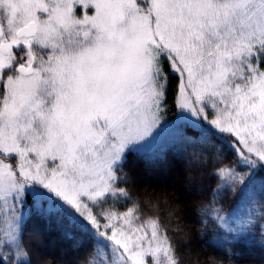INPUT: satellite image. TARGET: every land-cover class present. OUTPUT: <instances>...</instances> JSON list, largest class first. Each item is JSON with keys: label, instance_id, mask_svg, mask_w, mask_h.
<instances>
[{"label": "snow or ice", "instance_id": "1", "mask_svg": "<svg viewBox=\"0 0 264 264\" xmlns=\"http://www.w3.org/2000/svg\"><path fill=\"white\" fill-rule=\"evenodd\" d=\"M0 18V264H34L20 224L29 196L44 217L82 220L120 253L77 240L81 264H158L169 253L158 221L97 208L128 195L125 154L170 107L186 167L185 147L209 139L202 122L232 149L228 160L216 143V184L192 207L224 221L221 190L239 194L264 163V0H0ZM250 223L230 230L239 237Z\"/></svg>", "mask_w": 264, "mask_h": 264}, {"label": "trees", "instance_id": "2", "mask_svg": "<svg viewBox=\"0 0 264 264\" xmlns=\"http://www.w3.org/2000/svg\"><path fill=\"white\" fill-rule=\"evenodd\" d=\"M175 115L176 110L170 107L165 120H171ZM202 128L209 136L207 144L196 148L191 145L185 147L187 159L194 161L191 167L184 165L174 137L164 145L127 151L123 167L131 179L119 187L125 188L128 195L122 196L119 192L115 196L109 194L100 203L97 212L127 211L131 208L134 216L139 218L137 225L149 220L158 221L159 234L168 238L166 245L172 264H209L212 259L217 264H264V245L257 243L261 237L260 220L249 229L251 236L245 239L222 237L221 234L230 233L222 230L221 221L214 216L202 217L192 209L200 199L210 198L216 184L215 174L207 175L216 143L221 145L226 159L233 158L232 149L220 133L212 127ZM184 130L189 135L194 134L191 128ZM201 148L203 152L194 156L193 152ZM206 158L208 168H202L195 162H203ZM252 170L239 194L231 196L226 189L221 190L222 200L219 203L224 207L223 216L242 206L247 195L254 196L257 205L264 203V167L258 166L251 173ZM189 173L191 181L187 180ZM188 184L199 187L190 190L186 186ZM20 224L24 244L32 252L34 264H81L77 255L83 252V248L75 247L77 240L89 247L95 245L106 257L114 258L109 242L84 221L69 223L62 217H44L32 206L30 196L23 206ZM69 232L73 239H69ZM229 252L233 254L231 257Z\"/></svg>", "mask_w": 264, "mask_h": 264}, {"label": "rangeland", "instance_id": "3", "mask_svg": "<svg viewBox=\"0 0 264 264\" xmlns=\"http://www.w3.org/2000/svg\"><path fill=\"white\" fill-rule=\"evenodd\" d=\"M0 23H3L4 26L6 27V20H4L3 18H0ZM178 123H179V121H174V119L165 120V122L162 123L160 125V127L155 131L151 140L146 141L142 145L134 146V147L130 148L128 151H130V150H146V149L153 148L155 146H160V145H164L165 143H169L174 137V134H175L174 129L177 127ZM202 126L203 127H212L210 124L203 123V122H202ZM258 166L264 167V163L253 166L252 167L253 170L251 173L255 172ZM245 199H246V201L242 204V206L233 210L230 213L224 214L225 215L224 221H221L222 230H224L230 234H221L222 237L228 236V237H233V238H243V239L247 238L250 235V234H248V232H245L238 237V234L236 232L231 231L230 229L235 228L237 226L238 221H242L244 219H250L251 223L244 225V227L246 229H248V231H249V229H251L254 226L255 222L259 220L258 218L260 217V215L264 214V212H263L264 208H260L259 204L258 205L256 203L252 204V201L255 200L254 196L252 197L251 195H247V197ZM260 221H261V223L259 224V227H260V225H264V220H260ZM260 234L264 235V230H262L261 227H260ZM215 236H216V234H214V237ZM109 245H110V243H109ZM165 247H167V245H165ZM110 248H111V252H112L111 253L112 257H114L113 260H118V257L120 255L119 251L118 250L115 251L113 249L114 246L111 247V245H110ZM158 257H159L158 264H170L171 258L169 256V254H165L163 251H160L158 253ZM153 260H154V264H157L156 259L153 258Z\"/></svg>", "mask_w": 264, "mask_h": 264}]
</instances>
